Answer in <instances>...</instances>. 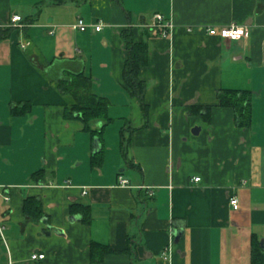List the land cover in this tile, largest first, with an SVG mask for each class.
I'll use <instances>...</instances> for the list:
<instances>
[{
    "label": "crops",
    "instance_id": "1",
    "mask_svg": "<svg viewBox=\"0 0 264 264\" xmlns=\"http://www.w3.org/2000/svg\"><path fill=\"white\" fill-rule=\"evenodd\" d=\"M155 14L172 24L166 38L152 27ZM12 15L21 30L9 27ZM78 18L86 31L72 29ZM231 25L249 37L207 34ZM8 29L0 264H92V243L114 252L101 264H252L255 244L264 253V0H0V30ZM127 30L148 45L141 102L122 78ZM62 62L79 63L106 100V125L86 130L63 118L73 100L57 90ZM222 90L249 92L250 128L219 105ZM187 108H208V119ZM27 199L39 204L37 221L24 214Z\"/></svg>",
    "mask_w": 264,
    "mask_h": 264
},
{
    "label": "trees",
    "instance_id": "2",
    "mask_svg": "<svg viewBox=\"0 0 264 264\" xmlns=\"http://www.w3.org/2000/svg\"><path fill=\"white\" fill-rule=\"evenodd\" d=\"M10 33L11 29L0 30V41L7 38ZM122 40L127 52V59L122 70V78L132 98H136L141 102L145 91V84L139 79L138 74L140 69L147 64L148 45L143 40L138 43L134 42L131 30L122 33ZM58 65L67 75L57 81V90L61 95L68 96L73 100V105L64 109L63 118L65 120H80L86 130L89 129V123L92 121L105 122L106 125L109 120L107 117L108 103L105 99L91 92V81L84 74L80 64L77 62H62ZM217 99L221 107L232 109L234 120L238 127L250 128L251 108L249 92L222 90L218 94ZM12 111L15 112L16 109H12ZM187 113L190 115H200L205 121L209 116L208 108H187ZM43 177L42 171L36 172L32 175V180L35 183H39ZM23 211L30 220L37 221L41 217L39 204L33 199L24 201ZM79 211L83 213V222L88 223L90 219L87 208L82 207ZM127 251H129V248ZM113 253L106 246L92 243L90 246L91 263L101 264L104 256ZM251 260L252 264H264V253H262L257 244L252 247Z\"/></svg>",
    "mask_w": 264,
    "mask_h": 264
},
{
    "label": "built area",
    "instance_id": "3",
    "mask_svg": "<svg viewBox=\"0 0 264 264\" xmlns=\"http://www.w3.org/2000/svg\"><path fill=\"white\" fill-rule=\"evenodd\" d=\"M9 27L15 30H21L24 25L22 22V18L18 15H12L9 20ZM95 32H99L101 27L100 26H91ZM152 27L157 32V35L161 38H166L169 34L170 29H172V24L167 22L163 19V17L159 14H155L152 17ZM73 30H77L79 32H84L88 29V25L84 23V21L78 18L75 24L72 26ZM207 34L209 36H218L221 39L230 40V41H239L242 39H247L249 37V29L242 26H235L231 25L228 27L220 28L219 30L215 29H208ZM194 183H198L200 181L199 178H193L191 180ZM118 184L120 186H127V181L123 180L122 178H118ZM2 199L5 203L9 201V197L6 195L2 196ZM229 205L233 210L238 209V201L235 197H231L229 199ZM4 228L0 225V241H3ZM44 255H32L30 257L31 261L43 260Z\"/></svg>",
    "mask_w": 264,
    "mask_h": 264
}]
</instances>
